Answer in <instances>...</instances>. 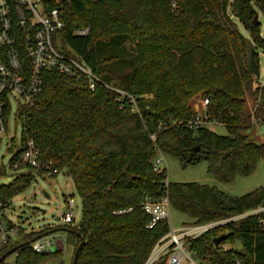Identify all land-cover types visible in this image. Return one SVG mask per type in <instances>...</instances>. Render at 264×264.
<instances>
[{
    "label": "trees",
    "instance_id": "1",
    "mask_svg": "<svg viewBox=\"0 0 264 264\" xmlns=\"http://www.w3.org/2000/svg\"><path fill=\"white\" fill-rule=\"evenodd\" d=\"M255 1L45 0L48 9L58 8L64 17L63 48L130 96L118 99L102 84L91 90L83 79L46 70L41 94L21 107L23 135L35 140L41 159L58 171L67 169L81 197V220L63 226L74 255L83 242L78 264H145L170 231L167 220L148 227L151 215L142 207L147 196L167 194L172 207L197 223L264 206V186L228 198L215 186L166 182L167 168L157 171L153 164L158 151L185 164L204 156L209 172L232 181L237 174H251L264 159V138L258 141L249 131L264 124V85L250 64L249 40L264 44L260 21L254 24L255 4L264 10V0ZM85 27L89 33L79 35ZM255 57L259 63L257 50ZM200 92L209 99V120L224 125L228 134L188 125L195 115L193 97ZM32 171L0 183V196L11 199L25 189ZM263 221L260 211L218 225L191 240L190 248L202 258L210 254L213 264H231L235 258L264 264ZM48 230L53 229L25 234L0 257ZM222 234L226 239L216 246L213 239ZM239 240L242 248H224L226 241ZM16 252V264H37L62 250L38 254L27 244Z\"/></svg>",
    "mask_w": 264,
    "mask_h": 264
},
{
    "label": "built area",
    "instance_id": "2",
    "mask_svg": "<svg viewBox=\"0 0 264 264\" xmlns=\"http://www.w3.org/2000/svg\"><path fill=\"white\" fill-rule=\"evenodd\" d=\"M64 25L61 11L58 8L48 9L45 0H0V132L4 129L7 114L12 111L13 101L18 103L16 116L23 123L21 107L33 104L41 94L44 88L43 73L46 70L83 79L91 90L102 84L116 91L118 99L129 96L125 90L105 83L80 55L67 52L62 45H59L61 41L59 33ZM77 33L85 35L89 31L78 29ZM26 68L29 69V74ZM208 103L209 99L205 98V109ZM211 122L207 112L204 111L196 115L188 125L199 128L217 123ZM16 155L17 168L23 165L21 168L28 172L29 169L44 173H51L52 170L57 172L52 162L41 159L40 149L33 138L23 135L21 148ZM163 162V158L155 157L154 169L162 171ZM9 200L0 196V251L12 243L13 237L21 232V228L11 220L7 212ZM142 207L151 215L149 228L162 220L169 222L171 204L167 194L161 197L147 196L143 200ZM74 208V199L70 198L67 201L66 212L61 214L62 224L75 221ZM260 211H264V206L222 221L197 223L177 230L170 228V231L157 242L145 264H152L164 256L167 257L166 264H213L210 254L202 258L196 251L191 250L190 241L218 225ZM262 225L264 227V221ZM31 244L34 252L38 254H50L57 250V238L53 232L43 235ZM231 264H243V262L235 258Z\"/></svg>",
    "mask_w": 264,
    "mask_h": 264
},
{
    "label": "rangeland",
    "instance_id": "3",
    "mask_svg": "<svg viewBox=\"0 0 264 264\" xmlns=\"http://www.w3.org/2000/svg\"><path fill=\"white\" fill-rule=\"evenodd\" d=\"M255 8L258 11L261 35L264 40V10L259 9L257 4H255ZM82 29L90 31V27ZM240 29L244 35L249 37V32L242 23H240ZM59 45H63L62 38ZM255 47L259 54L260 76L258 79L264 85V44L256 43ZM202 93L200 92L193 97L194 117L206 111L204 107L205 98ZM140 97L150 98L151 95ZM137 103L135 107L138 109ZM250 105L252 104L250 103ZM17 110L18 103L13 101L12 111L7 114L4 129L0 132V183L3 184L12 182L21 174L29 173L21 168L23 165L17 168L15 163H11L14 155L21 148L23 138V124L16 116ZM207 127L218 134H228L227 128L222 124L212 123L208 124ZM249 131L256 132V136L259 138L258 141L263 140L264 124L257 126L255 130L250 129ZM156 158L164 159L162 166L167 168V181L197 182L215 186L223 191L228 198L239 197L264 186V159L258 160L256 168L251 174H237L232 181H222L209 172L208 162L204 156H201L195 164H185L180 158L163 152H158ZM31 173L33 177L29 185L9 200V210L7 211L9 217L22 231L18 236L13 237L12 243L14 245L17 241H23L25 234L40 232L45 227H49V229H53V234L57 239L62 238L64 240L65 249L58 254L40 257L37 264H73L74 246L67 242V232L63 230L64 224H62L61 214L67 210V201L73 198L75 223L81 220L82 200L76 191L74 181L67 169L60 171L57 169V172L52 170L51 173H44L43 171H32ZM222 220L224 219L218 221ZM193 224H197L193 218L171 206L169 225L172 230ZM224 246L227 248H242V243L240 240L235 244L226 241ZM16 260L17 252H14L8 255L3 263L16 264Z\"/></svg>",
    "mask_w": 264,
    "mask_h": 264
},
{
    "label": "water",
    "instance_id": "4",
    "mask_svg": "<svg viewBox=\"0 0 264 264\" xmlns=\"http://www.w3.org/2000/svg\"><path fill=\"white\" fill-rule=\"evenodd\" d=\"M258 22H259L258 15H256L255 18H254V24L256 25V24H258ZM249 43H250V47H251V50H250V64H251V67H252V70H253V73L255 74V76L259 77L260 76V67H259V63H258V61L256 60V57H255L256 49H255L254 44H253V42L251 40H249ZM193 151L198 152L199 151V147L198 146L195 147L193 149ZM52 232H54V231L53 230L45 231L43 233H40V234L36 235L32 240H29L27 242H22L19 245L14 246L13 248H11L9 251H7L4 255H2L0 257V263L3 262L8 255L16 252L18 250V248H20L21 246H25L27 244H31L32 242H34L38 238L42 237L43 235H48V234H51ZM225 239H226V234H222V235H220L218 237H215L213 239V242H214V244L216 246H218ZM81 244L77 247V249L75 251L73 264H78V256H79V252H80V249H81Z\"/></svg>",
    "mask_w": 264,
    "mask_h": 264
},
{
    "label": "crops",
    "instance_id": "5",
    "mask_svg": "<svg viewBox=\"0 0 264 264\" xmlns=\"http://www.w3.org/2000/svg\"><path fill=\"white\" fill-rule=\"evenodd\" d=\"M63 230H65V229H63ZM66 231V230H65ZM56 246H57V250H64L65 249V243H64V240L62 239V238H59V239H57V244H56Z\"/></svg>",
    "mask_w": 264,
    "mask_h": 264
}]
</instances>
